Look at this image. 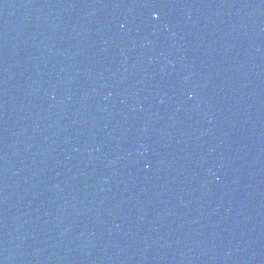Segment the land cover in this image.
<instances>
[{"label": "water", "instance_id": "obj_1", "mask_svg": "<svg viewBox=\"0 0 264 264\" xmlns=\"http://www.w3.org/2000/svg\"><path fill=\"white\" fill-rule=\"evenodd\" d=\"M0 264H264V0H0Z\"/></svg>", "mask_w": 264, "mask_h": 264}]
</instances>
